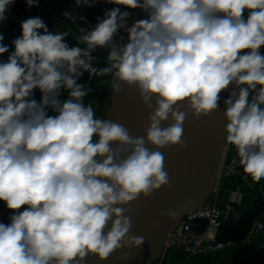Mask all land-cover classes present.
Listing matches in <instances>:
<instances>
[{"label": "clouds", "instance_id": "9594fccd", "mask_svg": "<svg viewBox=\"0 0 264 264\" xmlns=\"http://www.w3.org/2000/svg\"><path fill=\"white\" fill-rule=\"evenodd\" d=\"M107 2L115 7L77 46L39 16L21 22L11 52L0 32V55L8 53L0 61V201L10 210L0 222V264H86L140 248L131 205L171 187L160 150L186 148L185 121L216 112L230 86L225 141L244 173L264 178V0ZM14 3L0 0V26ZM130 9L147 19L128 26ZM122 29L126 43L116 41ZM97 48L108 49L103 68L93 66ZM85 72L111 75L115 92L136 89L149 113L143 136L96 116L85 103L92 89L78 83ZM161 215L175 221L180 212Z\"/></svg>", "mask_w": 264, "mask_h": 264}, {"label": "water", "instance_id": "95a60500", "mask_svg": "<svg viewBox=\"0 0 264 264\" xmlns=\"http://www.w3.org/2000/svg\"><path fill=\"white\" fill-rule=\"evenodd\" d=\"M128 11V26L137 20L147 19L141 9ZM119 42H127V32L123 29ZM231 88L220 94L219 109L212 115L195 121L189 117L185 121L182 139L187 142L186 148L160 150L165 157V170L170 176L171 187H161L151 198H140L131 205L132 234L145 237L143 245L138 249H120L105 261L89 256L86 264H158L168 234L189 212L203 204L217 184L226 143L224 100ZM148 114L136 89L122 85L121 91L112 90L104 119L118 121L134 136H143ZM169 208L180 212L175 221L161 215ZM262 243L264 239L252 244ZM123 252L129 254L127 260L119 259Z\"/></svg>", "mask_w": 264, "mask_h": 264}, {"label": "crops", "instance_id": "0c3cea01", "mask_svg": "<svg viewBox=\"0 0 264 264\" xmlns=\"http://www.w3.org/2000/svg\"><path fill=\"white\" fill-rule=\"evenodd\" d=\"M48 0H41L38 6L29 13L30 17L39 16L43 20V13L46 10V4ZM109 9L115 7V5L108 3L107 0H101ZM12 8V7H11ZM123 10V9H122ZM56 11L51 16V31L54 32H66L68 33V37H66V41L69 46H77V40L79 39L80 32L77 30L76 23L70 19L64 18V12ZM247 13H245V16ZM83 21H87L86 16H82L79 18ZM0 32L3 33L5 39L3 43L9 46V51H13L14 48L11 45L13 39L21 35L20 26L14 28L12 23H9V20L3 23L0 26ZM80 47H84V45H78ZM107 53L98 54L96 51L93 52V56L95 57L93 61V66L97 68H103L107 66ZM261 53L264 54V47L261 48ZM6 57L8 53H5ZM112 79L111 75L109 76H93L89 77L87 72L78 80V83L85 85V87H90L92 90L85 97V103L91 104L95 110V114L98 118H105L106 111L104 110V103L109 101L110 95L108 94L109 90L112 88ZM34 98L39 101L41 98V94L39 90H35ZM67 98V92L62 91L61 99ZM50 115L54 114L51 111ZM236 177H222L217 182V192H216V206L221 207L226 200L228 199L229 191L233 189L234 184L236 182ZM253 197L250 189L246 185L242 187V197L239 205L237 206V214L235 219L239 218V214L242 211L247 210L251 203ZM10 210H8L4 202L0 201V222L8 223ZM257 218H255L256 220ZM252 228V225H251ZM250 230L245 234L243 238L239 240H234L235 243L229 247H225L224 249L218 250L216 252H208L202 254H194L187 255L181 249L175 248H167L164 249L161 258L158 264H243V263H251L252 261L258 263L264 260V243L262 244H252L256 243V241H261L264 239V236L250 235L249 239L248 235L251 233Z\"/></svg>", "mask_w": 264, "mask_h": 264}, {"label": "built area", "instance_id": "2783aa9c", "mask_svg": "<svg viewBox=\"0 0 264 264\" xmlns=\"http://www.w3.org/2000/svg\"><path fill=\"white\" fill-rule=\"evenodd\" d=\"M29 17V13L17 10L16 8H10L7 13V19L9 23L14 25V28L20 26L21 22ZM64 18L74 21L81 35L95 25V23L89 21L79 22L77 13L71 9L64 12ZM120 32L116 37L117 42H119ZM95 51L98 54H103L108 49L97 48ZM6 60V54L0 55V61ZM229 176H235L237 180L233 189L229 191L226 202L220 208L216 206L217 185H215L212 193L203 204L198 206L194 211L189 212L168 234L164 249H181L187 255H194L216 252L235 243L233 239L223 240L219 239L218 236L222 226L236 217L237 206L242 197V187L251 184V177L241 171L235 147L225 143L218 180ZM250 235L264 236V218H259L253 222L251 233L248 235L247 240L250 238ZM250 264H256V262L252 261Z\"/></svg>", "mask_w": 264, "mask_h": 264}, {"label": "trees", "instance_id": "16d2710c", "mask_svg": "<svg viewBox=\"0 0 264 264\" xmlns=\"http://www.w3.org/2000/svg\"><path fill=\"white\" fill-rule=\"evenodd\" d=\"M40 1L41 0H39V2ZM11 7L27 13H30L35 8V6L29 8L26 5L25 0H15V3ZM68 9L74 10L79 18L86 16L87 21L95 24L98 18L103 17L104 13L107 10H110L101 0H96V2L90 7H84L82 5L78 6L76 0H48L46 10L43 13V21L49 31H51L52 14L56 11ZM80 22H82L81 19ZM40 31L42 32V30ZM241 171L244 172L242 166ZM239 215L238 219L229 221L222 226L218 236L219 239L239 240L250 230V225L254 222L255 218H264V195H254L250 207L247 210L242 211ZM256 264H264V260Z\"/></svg>", "mask_w": 264, "mask_h": 264}, {"label": "rangeland", "instance_id": "374dc122", "mask_svg": "<svg viewBox=\"0 0 264 264\" xmlns=\"http://www.w3.org/2000/svg\"><path fill=\"white\" fill-rule=\"evenodd\" d=\"M112 90H113V88H111V89L109 90V92H108L109 95H111ZM109 101H110V99H109ZM109 101H106V102L104 103V110H105V111H106L107 108H108ZM229 177H235V176H229ZM250 183H251V184L247 185V187H248V189H250L251 194H252V197H253L254 195H257V194H258V195H264V178L259 179V180H256V179H253V178L251 177ZM257 219H259V218H257ZM257 219H256V220H257ZM254 221H255V220H254ZM252 224H253V223H252ZM252 224H251V225H252ZM251 225H250V228H251Z\"/></svg>", "mask_w": 264, "mask_h": 264}]
</instances>
